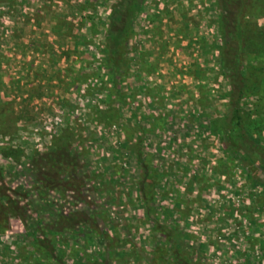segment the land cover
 I'll return each mask as SVG.
<instances>
[{
  "label": "rangeland",
  "instance_id": "1",
  "mask_svg": "<svg viewBox=\"0 0 264 264\" xmlns=\"http://www.w3.org/2000/svg\"><path fill=\"white\" fill-rule=\"evenodd\" d=\"M125 1L57 0L67 29L44 46L57 65L46 58L44 80L32 73L27 98L43 91L54 108L32 103L19 123L0 108V231L10 218L44 257L47 224L87 264H264L263 62L244 54L245 151L232 149L218 1L143 0L116 54L108 30ZM40 2L0 0L1 46L19 22L12 11L36 14ZM245 12L264 56V0ZM61 144L76 152L81 184L39 193L32 159Z\"/></svg>",
  "mask_w": 264,
  "mask_h": 264
},
{
  "label": "crops",
  "instance_id": "2",
  "mask_svg": "<svg viewBox=\"0 0 264 264\" xmlns=\"http://www.w3.org/2000/svg\"><path fill=\"white\" fill-rule=\"evenodd\" d=\"M56 4L57 0H41L36 14L30 10L25 11L23 15L12 11L19 22L14 25V33L11 38L10 24L6 25L9 31L7 32L9 41L4 42L3 46L0 45V108L2 105L3 109L11 108L16 115V123H19L20 115L15 112L30 108L28 105L32 103H35L33 109L41 110L38 113L42 115H45L46 109L54 108L53 101L50 98L47 99L44 96L46 93L43 94V91L40 96H36V100H28L27 98L29 95L33 96L32 92L36 89L31 84L32 73L39 74L38 76L41 79L43 77L44 80L40 67L45 63L46 58L51 62L54 60L56 64H52L57 65V59L46 56L44 52L46 44L52 45L56 42V32L61 33L62 30L66 31L67 29L62 26L61 7L57 4L58 10L52 8ZM0 41H2V37H0ZM52 87L54 89L51 88L50 93L57 90V86ZM50 218L49 213L43 216L44 222H48ZM5 223L6 228L0 231L2 232L0 233V264H87L86 260L79 261L76 256L72 255V252H68L69 249L63 247L62 239L61 243L60 241L54 240V243L51 241L49 225L46 224L44 230L38 231V238L42 241L41 249L49 254L45 253L44 257L41 255L37 257L34 255L40 254V251L36 245L28 243V239H30L28 231L20 229L19 225L13 222L10 227V218ZM58 237L60 239V236ZM20 241L23 242L21 246ZM8 244L10 245V260L6 256L9 252ZM19 247H23L22 252L24 253H19ZM34 252L36 254H33Z\"/></svg>",
  "mask_w": 264,
  "mask_h": 264
},
{
  "label": "trees",
  "instance_id": "3",
  "mask_svg": "<svg viewBox=\"0 0 264 264\" xmlns=\"http://www.w3.org/2000/svg\"><path fill=\"white\" fill-rule=\"evenodd\" d=\"M217 1L223 12L221 16L225 47L223 60L231 83L229 95L232 99V110L225 121L228 125L226 138L232 149L245 151L242 143L245 140L246 133L242 126L243 115L239 100L248 88L242 74L241 65L245 52H249V50L254 55V61L263 62L264 64L263 47L256 48L255 37L250 40L244 28L245 11L252 5L254 0ZM142 2L143 0H127L118 4L114 10L109 25L108 38L111 40L112 48L116 54L117 51H121L133 15L138 11ZM77 166L76 152L71 150L70 146L64 144L58 145L55 149L46 153L37 154L32 159V178L37 188L36 191L45 193L56 188L66 189L73 182L79 187L82 180L78 177ZM260 167L264 170V162H260ZM10 204L15 206L13 203ZM10 204L6 206L9 207L6 208L7 210H10ZM67 221L71 222L72 220L69 221L67 218Z\"/></svg>",
  "mask_w": 264,
  "mask_h": 264
}]
</instances>
